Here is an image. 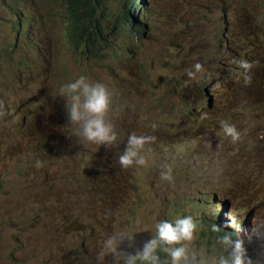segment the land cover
<instances>
[{"label":"rangeland","instance_id":"rangeland-1","mask_svg":"<svg viewBox=\"0 0 264 264\" xmlns=\"http://www.w3.org/2000/svg\"><path fill=\"white\" fill-rule=\"evenodd\" d=\"M25 1L28 0H8L6 3L17 10L16 5ZM60 1L35 0L37 6L25 9L27 14L38 20L48 21L50 29L38 25L40 22H29L31 20L23 10L18 14V19L13 18L14 24L0 14V126L8 115L4 131L2 134L0 132V143L18 148V153L13 151L18 162L17 171L14 169L16 172H11L13 176L7 177L0 188V264H113L111 255L97 256L100 242L106 234L116 230L134 234L132 247H129L127 240L119 245L120 250L131 252L151 236L149 230L153 221L161 218L158 213L165 205L175 203L174 207L165 210L166 216L185 213L200 215L195 201L206 192L215 195L213 201L220 198L222 190L232 194L237 188L252 194L253 201L261 198L256 204L255 214L260 215L258 223H263L264 179L257 184L251 182L245 172L248 167L245 157L236 154L237 147L252 144V139L243 136L238 145L232 144L219 131V119L247 120L253 125L256 121L248 114L249 103L245 98L240 96L233 99L232 89L239 87L243 78L240 73L232 75V62L222 53L223 40L217 37L221 30L217 27L220 22L216 11L211 10V6L219 5L218 0H175L174 5H171L173 0H144L147 17L143 33L133 38L117 28L109 36L110 45L115 47V55L92 62H86L82 53L66 41ZM188 1L192 3L188 4ZM227 1L246 11L248 30L254 38L263 33L264 0H256V6L254 0ZM111 5L113 10H117L120 2L113 0ZM160 22L166 24L163 29L159 27ZM106 24L109 25L108 20ZM25 31L29 32L25 40L18 41ZM11 34L19 37L6 40ZM15 42L16 47L13 48ZM35 45L39 48H35ZM41 54L45 58L40 59ZM27 57L29 64L25 62ZM46 61L51 62L48 68L39 65L46 64ZM197 61L203 66V72L189 78L185 70ZM116 64H119L118 68L110 69ZM17 68H27L33 74L34 97L38 95L37 83L41 81L45 86L44 91L55 102L61 99L57 95L58 85L76 75L85 74L106 83L113 92V100H119L123 105L122 111L111 116L115 126L125 136L135 131L149 133L156 138L151 144L155 152L148 157L147 166L136 167L123 174V185L115 180L110 187L94 195L84 189L83 196L92 195V201L78 200L77 193L80 191L76 192V209H87L88 215L84 216L83 224H73L68 231H64L68 224L62 222L58 214L60 208L62 212L68 208L72 211V203H60L64 198L51 203L55 200V191L47 182H41L38 175V172L49 170L53 177L64 178L60 177L63 170L50 162L47 155H43V158L34 155L29 143L20 144L16 140L24 130L28 134V141H32L29 135L32 124L29 121L25 123L21 115H9L18 105L12 88L19 81L9 82L10 75L16 73ZM127 85L138 88L137 92L133 91L134 97H122L121 91ZM162 88H165L164 93H161ZM119 89L120 92L114 95ZM200 91L206 95L200 96ZM11 101L13 105L9 104ZM206 101H209L210 107L205 105ZM250 104L264 106V90H259ZM201 113H207L210 117L201 120ZM43 130L41 134L37 133L41 130L36 129L35 137L42 135L36 141L41 144L51 141L50 148L61 134L55 118L48 119ZM58 146L54 145V148ZM102 150L107 149L99 147V153L95 156L91 154V157L98 158ZM113 151L116 153V150ZM22 152H27L29 158L20 155ZM7 156L8 152L5 159ZM36 160L40 161L39 167L35 164ZM162 163L171 165L174 187L159 180V165ZM14 179H18V183H14ZM128 189L139 194L124 198L122 192ZM12 197L14 205H10ZM45 203H51L49 213L44 209ZM207 217L210 228V221L215 216L210 214ZM14 221L16 223L11 225ZM234 227H226V231L232 233L236 229L238 235L243 234L242 229ZM254 229L260 243L254 247L253 253L261 257L264 226ZM212 246V243L202 240L197 250L210 255L214 251Z\"/></svg>","mask_w":264,"mask_h":264},{"label":"clouds","instance_id":"clouds-1","mask_svg":"<svg viewBox=\"0 0 264 264\" xmlns=\"http://www.w3.org/2000/svg\"><path fill=\"white\" fill-rule=\"evenodd\" d=\"M222 40L223 54L243 49L247 57L248 61L242 58L234 59V63L242 70L240 75L243 81H241L239 88L243 89L246 85L250 89L263 87L264 59L257 58L255 47H240L229 40L223 38ZM185 72L189 78H193L198 73L203 72V66L197 61ZM248 72H250L249 75ZM57 93L65 100L64 107L67 114V125L65 127L69 134L77 137L81 144L103 145L106 148L112 147V150H116L115 160L118 164V171L113 181H120L123 185V174L136 167L147 166L148 157L155 152V148L151 144L156 138L152 134L135 131H131L125 136L124 132L115 126L110 116L113 92L106 83L93 80L85 74H79L60 83ZM199 93L202 97L206 95L203 91ZM248 114L252 116L256 123L264 119V113L248 112ZM207 115V113H201L199 119L204 120ZM218 124L219 131L232 144L241 142L240 139L244 136L243 132L251 135L255 131L256 125L249 124L247 120L237 122L228 119H219ZM152 127H155V125H152ZM246 149V145L239 146L236 148V154L246 158L248 155L245 152ZM35 164L39 167L40 161L36 160ZM159 169V180L167 182L170 187H174L175 181L171 165L162 163L159 165ZM254 172L258 177V182L264 179L260 162L255 164ZM133 194L138 195L139 192L135 193L129 191V189L122 192L124 198ZM219 196V199L213 201L215 195L211 196L209 192L200 195L195 201L200 215L185 213L166 216L164 214L165 210L174 207L175 203L165 205L158 213L161 218L153 221L152 228L149 230L151 236L147 237L140 247L132 249L131 252L120 250L119 245L127 240L129 247H132L134 234L125 230L112 231L101 240L97 256L106 257L111 255L113 264L264 263V238L261 257H256L253 253L254 247L260 243L255 237L256 230L254 228L256 226L236 223V217L248 213H257L256 204L261 201V198L253 201L252 194L242 191L240 188H237L232 194H229L227 190H222ZM217 208L219 209L217 210ZM220 213L230 215L231 225H236L234 228L242 229L243 234L238 235L236 229H233L232 233L227 232L226 227L219 228L214 223L209 228L206 217L210 214ZM200 235L203 237L202 240L213 244L214 251L212 254L203 253L192 247Z\"/></svg>","mask_w":264,"mask_h":264},{"label":"trees","instance_id":"trees-1","mask_svg":"<svg viewBox=\"0 0 264 264\" xmlns=\"http://www.w3.org/2000/svg\"><path fill=\"white\" fill-rule=\"evenodd\" d=\"M112 1L113 0H64V4L62 5L63 12L61 16L62 22L64 24L65 39L73 48L83 54L86 62H92L98 59L101 60L103 57L115 55V47L110 45L109 36L117 28L118 31L122 30L126 35H131L133 38H138L143 33V29L146 25V13L142 10V12L138 15V8L134 9L138 4V0H119L120 5L117 10L112 9ZM104 2H106L108 5ZM1 6L2 5H0V7ZM9 6L10 8L14 7L12 4ZM66 9H69V11H65ZM106 20L109 21V25L106 24ZM98 36H101V38L103 36V38L96 40ZM219 37L229 40L228 36H223V32L219 34ZM233 43L236 45L241 44V42L238 41ZM260 45H262V53H258V49H260V47H257L256 49L258 59H262V57H264V43ZM224 80L226 81V78H224ZM137 90L138 88L134 89L127 85V87H124L121 91V95L122 97H134L135 95L133 91L137 92ZM256 90H254L250 99L255 97ZM119 92L120 89L114 95H117ZM112 105H115L120 111L123 110V105L119 100H112ZM248 109L251 113H264V106L249 105ZM117 113L118 112L110 111V116H116ZM48 117L55 118L57 123H59V127L65 129L63 143L60 144L59 141H57L54 144H59L57 149L54 148V145L49 148V143L51 141L45 144H41L36 141V139L41 138V134L44 132L43 129L47 124ZM36 118L37 114H35L32 122L33 130L29 132L32 141H28V134L24 133V130L20 132V138L17 137L16 140H23L25 143H29L34 149V155H37L41 158H43V155H47V157H50V162L57 164L61 167V170H63L64 173H67V176H64V178H55L53 177V173H51L49 170L38 172L40 181L47 182L55 191V200L51 203H55L56 201L64 198V195H68V193H70V195H68V203H71L74 201V195H76L77 191H80L77 193L78 200L85 199L92 201V199H90L87 194L86 196H83L82 191L84 189L86 190L85 192L88 193L93 191L96 187V185L93 184L96 179H98L101 185L106 183V185H104L106 189L110 187L118 171V164L116 163L115 152L112 150V147L106 148L103 145L98 146L87 143L81 144L78 138L69 134L67 128L65 127L67 125V114L65 108L63 113L53 109L42 119L37 120ZM36 129L41 130V132H37L41 134H38L35 137ZM60 146L62 147L57 153ZM80 147H83L84 153L80 155L82 158H77L76 153ZM99 147H104L107 150H102V153L98 156V158H94L98 164L83 158L85 153L89 154L90 156L91 154L93 156L97 155L99 153ZM7 148H9L11 152L10 158L12 166L10 168L13 171L14 169L17 171V158L15 157L13 150L10 147ZM17 150L18 148L15 150V152H17ZM20 155L29 158V154L27 152H22ZM82 171H84V173H82ZM74 173H82V177H80V185H78V177H76ZM4 184L5 178L0 171V188ZM76 185H78V189L74 191V187H76ZM100 189L102 190L101 187ZM33 196H35V192H33ZM51 203H45V211L47 213L50 212L49 205ZM60 203L66 204L64 203V200L60 201ZM70 210L71 208H68L67 211L62 212V208L59 209L60 214H58V217H60V220L65 217L62 222L68 224L70 223L68 222V219L72 221V219L75 217H79L83 221L84 216L88 215L87 209H76L74 210V213H69ZM80 211H82V213H80ZM14 223L16 222H12L11 225ZM72 223L76 224L73 221ZM214 223L216 224V221H214ZM202 239L203 237L200 235L195 240L192 247L197 249V245Z\"/></svg>","mask_w":264,"mask_h":264},{"label":"bare ground","instance_id":"bare-ground-1","mask_svg":"<svg viewBox=\"0 0 264 264\" xmlns=\"http://www.w3.org/2000/svg\"><path fill=\"white\" fill-rule=\"evenodd\" d=\"M7 1L8 0H1L0 1V5H2L0 7V14H3L11 24H14L15 20L18 19V14H21L22 9L25 12V9L27 7L37 6V4H35V0H28V1H25L24 3L22 2L21 4L16 5L18 8L17 9L18 11H17L15 6L11 9H8V7L10 8V6L7 5V3H6ZM174 2H175V0H173L171 5H174ZM252 2L253 1H249V3H252ZM104 3L107 4L106 2H104ZM191 3H192V1H188V4H191ZM218 3H219V5L216 7L211 6V10L216 11L218 21L220 22L217 27H219L221 30L218 32L217 37H219V34L221 32H223V36L224 37L228 36V39L231 42H235V41L241 42V44H239L237 46L245 47V48L250 47V46H254L255 49H257V47H260V49H258V53H262V45H260V44L264 43V31L260 36H257V38H254L253 34L248 30V23H247L248 22V15L243 8H239L234 3L227 1V0H218ZM253 3L256 6L257 1L254 0ZM45 4H47V3H45ZM59 4L63 5L64 0H61ZM144 5H145L144 0H138V4L134 8V9L138 8V15L142 12V10H143V12L146 13V7ZM69 9H66L65 11H69ZM25 14H26V16H28V18H29L28 20H31L29 22H33L35 24H37V22H40L38 25H43L46 28L50 29V27H48L49 26L48 21H45L42 19H39L40 20L39 21L36 17L29 15L26 12H25ZM245 15H247V16H245ZM14 17H15V20L13 19ZM146 17H147V14H146ZM22 20H24V19L22 18ZM223 20H226V21H223ZM214 21H216V20H214ZM165 25L166 24L164 22L159 23V27L161 29H163V27ZM18 32H19V30H18ZM28 33L29 32H27V31L22 32L21 35L23 37H22V39L18 38V41L22 40V42H23ZM17 37H19V36L11 34L8 38H5V39L6 40H14ZM102 38H103V36H102ZM102 38H101V36H98L96 38V40L97 39L100 40ZM15 47H16V42L13 44V48H15ZM34 47L39 48V46H36V45ZM34 47H33V49H35ZM13 48H10V50L16 52L17 54H20V52L14 50ZM133 49H131V50H133ZM2 52L5 55V52L3 50H2ZM42 58H45V56H43V54H41V56H40V59H42ZM262 59H264V57H262ZM25 62L27 64H29L28 63V57H27ZM50 63H51L50 61H46V64L41 63L39 65L41 67L48 68ZM126 65L132 66V64H130V63H126ZM118 66H119V64L112 65L110 67V69L115 70L116 68H118ZM16 71H17L16 73H13L10 75L9 82L14 83V82L19 81L18 84L12 88V90L14 91V98L17 100L18 105L15 106L16 107L15 111L10 112L9 115H11V116H14V115L20 116L21 115L25 119V123H26V121H29L32 124L35 114H37L36 119L38 120V119H42L46 114L50 113L53 109L58 110L60 113L64 112L65 100L63 97H58V98H61L58 102L51 100V97L47 94V92L44 91L45 86L43 85V83L41 81L39 83H37L38 84V95L36 97H34L33 96L34 95V90H33L34 77L31 76L33 74H31L27 68H17ZM48 89H49V92H51L52 86L49 87ZM164 92H165V88H162L161 93H164ZM18 95H19V97H18ZM150 103H152V100L150 101ZM9 104L13 105V101H11ZM169 106H171V105H169ZM110 111L111 112H119L120 110L115 105H111ZM3 113H4V111H3ZM7 119H8V115H6V120H4L2 126L0 127V131L2 130L1 134L4 131L3 128L7 122ZM48 119H50V117H48ZM0 123H2V121H0ZM32 130H33V128H32ZM57 130L61 134H59L56 138L59 141V143L62 144L63 143V137L65 136L64 135L65 129L59 127V123H57ZM5 140H9V139H5ZM17 142L20 144L25 143V141H23V140L17 141ZM6 146L10 147L13 151H15L17 149V147L15 145L0 143V171L2 172V175H4L5 181H7V177H9L10 175L13 176V174L15 173L10 168L12 166L11 158L9 160H7L9 162H6V159L11 157L10 149L7 148ZM7 152H8V156L5 159ZM82 153H84L83 147H80V149L76 153L77 158L80 157V155ZM80 158H82V157H80ZM83 158H86L88 161L98 164V162H96L95 159L93 157H91L89 154L85 153ZM192 160H194L193 157H192ZM5 164L8 166L7 168H5ZM5 171L8 173H5ZM11 172L13 174H11ZM82 173H84V171H82ZM82 173H74V175H76V177H78V181H80V177H82ZM60 177H64V173H60ZM14 183H18V179H14ZM93 184H95L96 187L93 191H90V193H92V195H94V193L97 194L98 192L106 189V187H104V185H106V183H104V185H101V183L98 181V179H96V181ZM78 185H80V183H78ZM78 185H76V187H74V191H76V189H78ZM100 187L102 188V190L100 189ZM12 189H14V191H18V189H16V187H12ZM6 193H8V191H6ZM68 195H70V193H68ZM68 195H64V203H68ZM92 195H90V197H92ZM74 197H76V195H74ZM71 203H72V211H70V213H74V209H76V207H78V205H76V203H74V201H72ZM10 205H14V197H12V203H10ZM80 207H82V205H80ZM44 209H46V207H44ZM80 213H82V211H80ZM213 215L215 216V218L211 221L209 220L210 226L214 223V221H216V225L219 228L231 226V222L229 220L230 215H226V214H213ZM259 216H260L259 213L258 214L248 213L244 216H240V217L234 216V217H236V223H244V224H247L249 226H256V227H258L260 225L264 226V222L261 224L258 223L261 220V218H259ZM64 219H65V217L62 219V221ZM207 219H208V217H207ZM72 221L75 222L76 224H80V223H83L84 219L82 221L81 218L75 217L72 219ZM72 221L70 219H68V222H70V223H68V225H66V229H64V227H62V229H64V231H68V227H72V224H73ZM75 233H76V231H74V234ZM48 237H50V235H48ZM62 237H64V235H62ZM50 243L52 244L53 241H50ZM46 249H48V247H46Z\"/></svg>","mask_w":264,"mask_h":264}]
</instances>
